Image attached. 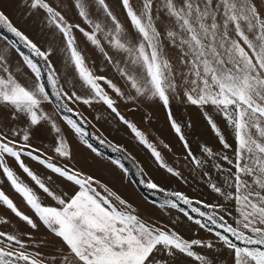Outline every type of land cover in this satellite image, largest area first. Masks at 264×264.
I'll return each instance as SVG.
<instances>
[{"label":"snow or ice","instance_id":"obj_1","mask_svg":"<svg viewBox=\"0 0 264 264\" xmlns=\"http://www.w3.org/2000/svg\"><path fill=\"white\" fill-rule=\"evenodd\" d=\"M91 3L102 9L111 21L110 27L91 18L84 0H70V7L76 10L89 30L69 22L49 0H24L30 9L44 10L48 23L62 34L69 62L79 81L90 90L88 96L75 91L69 93L61 87L58 72L49 60L51 51H42L13 26L4 11H0V26L17 37L33 56L47 61V81L54 90L52 95L57 108L79 116L66 100L85 105L102 102L131 129L139 143L150 150L159 166L172 175L179 173L169 167L135 124L120 115L116 101L102 85L132 102L143 97L158 98L165 109H169L171 128L184 142L191 163L200 168L204 167L205 160L197 159L191 152L181 125L170 111V93L182 97V102L190 105L213 106L234 131L235 160L205 146L202 152L206 159L210 161L219 156L232 167L212 165L225 174V189L211 182L207 170L203 175L209 176L212 191L229 200L233 210L226 205L204 204L213 211H201L192 206L193 200L183 193L168 192L167 195L174 199H166L164 205L172 209L178 207L177 202L189 206L191 213L202 218L194 222L214 234L219 247L215 241H189L171 228L162 229L143 222L131 205L94 177L75 170L74 166H58L51 156L42 158L44 152L31 143L32 130L50 120L41 107L43 102L49 101V94L40 82L42 69L29 56H23L34 77L29 84L11 71L5 57L0 55V72L6 74L0 75V173L39 221L66 246L67 253L61 249L60 264H179L181 256L192 258L198 264H220L224 250L231 264H264V0H119L135 36L125 29L106 0H91ZM74 30L98 49L106 62L117 64L119 75L126 81L125 87L130 89L127 94L112 80L89 67ZM101 37L116 52L127 55L114 61L105 51ZM169 47L177 51L182 68L175 67L166 54ZM204 115L219 143L229 149L231 145L214 119L206 112ZM64 119L81 140L89 135L82 126L83 118L68 116ZM22 120L24 128L10 127ZM51 127L58 134L53 149L55 154L70 158V146L61 129L55 122ZM21 139L23 143H18ZM111 147L115 152L124 151L115 145ZM6 157L12 158L34 185L59 207L44 205L37 192L22 182L6 163ZM24 157L37 162L50 174L46 177L37 174L25 163ZM114 163L119 165L120 161ZM60 180L75 190L70 194L56 191ZM140 182L147 189L165 191L151 179ZM98 187L104 188L107 196L102 195ZM109 197H114L123 208H118ZM195 203L203 202L197 200ZM0 205L31 228H37L34 220L19 211L2 190ZM184 216L193 220L188 211H184ZM226 216H232V222ZM213 229L217 230L213 232ZM29 247L18 235L0 231V264H55L56 257L46 258L39 252L29 251ZM194 248L204 251L197 252Z\"/></svg>","mask_w":264,"mask_h":264},{"label":"rangeland","instance_id":"obj_2","mask_svg":"<svg viewBox=\"0 0 264 264\" xmlns=\"http://www.w3.org/2000/svg\"><path fill=\"white\" fill-rule=\"evenodd\" d=\"M49 2L62 11L65 18L73 23L79 24L81 27L89 30V26L78 16L76 10L70 7V0H49ZM89 6L91 18L102 24L111 26V21L103 14L102 9L91 3V0H84ZM114 15L124 25L125 29L135 36L126 15L119 3V0H106ZM0 11H4L9 17L13 26L26 35L33 43H35L42 51H51L50 62L57 70L61 80V87L69 93L75 91L78 95L88 96L90 90L87 89L75 74L68 55L65 51V43L62 34L48 23L47 14L42 9H30L25 6L24 0H0ZM79 48L88 58L89 67L98 75H104L112 80L114 84L121 88L126 94L130 89L125 87L126 81L119 75L116 63H108L105 61L103 54L94 48L86 38L79 32L74 30ZM105 51L113 57L114 61H120L125 57L126 53H119L112 49L107 42L101 37ZM14 42V45H13ZM166 54L177 68H182L177 60V51L169 47ZM0 55L6 59V66L18 75L22 81L31 84L34 80L33 74L23 61V56H29L42 69L41 83L45 86L46 92L49 94V101L42 103V110L50 117L49 121L42 122L37 128L32 130L31 143L39 147L44 152L42 158L51 156L52 162L58 166L64 167L68 165L74 166L75 170L81 171L85 175H90L98 180L101 184L106 185L108 189L120 196L129 205H131L134 213L145 223L150 226L160 228H171L178 231L183 238L203 239L205 243L219 242L216 241L214 234L209 233L206 229H201L194 221L202 219L196 213H191L187 205L177 202L178 207L175 209L164 205L166 199H174L167 195L168 192L179 191L193 200V205L199 207L201 211L211 212L213 209L205 208L204 204L209 205H226L229 210H233L232 203L225 199L224 196L212 191L209 186V176L211 182L216 183L222 189L226 188L223 180L225 174L217 171L213 164H221L225 169L232 166L223 161L219 156H215L210 161L206 159L202 152L203 147L207 146L214 153L227 155L233 161L235 160L234 151L236 148L234 131L228 126L223 116L215 110L211 105L203 108L182 102V97L177 98L175 94L170 93V111L173 117L181 125L182 132L188 142L189 148L197 159L205 160L203 168L191 163L188 157V149H185L184 142L179 139L177 134L171 128L168 119L169 109H165L162 102L158 98L143 97L138 98L135 102L120 98L108 89L106 91L116 101V107L125 120L135 124L141 130L149 143L161 153L164 161L172 167L179 175H172L166 169L161 168L152 157L150 150L140 144L135 138L131 129L116 116L102 102H93L91 105H85L79 101H65L75 113L64 111L57 108L56 98L53 89L48 85L47 69L45 65L47 61L32 55L30 50L6 28L0 26ZM124 67L123 64L119 65ZM0 75H6L0 72ZM211 116L220 128L226 141L231 145L229 149H224L207 120L204 113ZM71 116L73 119L83 118L87 133L89 134L84 140L67 125L64 117ZM61 129L63 138L70 146V158L58 157L54 152L56 145L57 133L52 129L51 123ZM2 127V125H0ZM10 127L24 128L25 122L22 120L17 125ZM85 141H87L85 143ZM100 141H104L103 144ZM18 143H23L22 139ZM91 145V147H89ZM112 145L124 149L123 152H115ZM167 145V147H165ZM25 163L37 174L46 177L50 173L39 165L37 162L24 157ZM119 160L117 165L114 161ZM6 163L13 169L20 180L32 187L40 196L41 201L46 206L59 207L57 202L41 190L23 173L12 158L6 157ZM122 165V167H121ZM143 169V171H141ZM207 170L209 176H204L203 172ZM235 171V169H232ZM55 178V177H54ZM153 180L164 192L147 189L141 180ZM0 190L16 204L19 211L28 215L37 224V228L33 229L26 222L16 217L10 210L0 205V231L16 234L22 241L30 245L29 251L39 252L44 257L51 259L56 257L55 264H60L61 249L67 253V248L62 241L51 233L39 219L35 216L33 210L25 203L23 198L14 191L10 183L0 173ZM56 191L71 193L75 188L69 184H65L62 180L58 181ZM102 195L107 196L104 188H97ZM118 207L119 202L114 197H109ZM202 201L196 204L195 201ZM183 210V211H182ZM184 211H188L193 220H188L184 216ZM218 211V210H217ZM229 222H232V216H226ZM217 229H213V232ZM30 237V238H29ZM239 243V242H237ZM197 252H203V249L194 248ZM223 258L220 264H231L228 258L227 250L223 252ZM179 264H198L192 258L181 256Z\"/></svg>","mask_w":264,"mask_h":264}]
</instances>
